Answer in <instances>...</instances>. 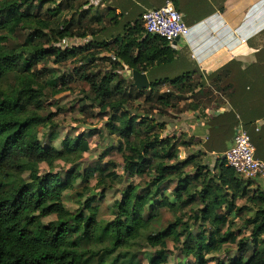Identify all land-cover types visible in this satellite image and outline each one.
<instances>
[{"label": "trees", "instance_id": "trees-1", "mask_svg": "<svg viewBox=\"0 0 264 264\" xmlns=\"http://www.w3.org/2000/svg\"><path fill=\"white\" fill-rule=\"evenodd\" d=\"M75 1L0 0V264H81L85 258L84 264L94 258L106 264L105 258L119 251L126 253L116 261L122 256L130 257L126 264H141L135 260L147 248L155 251L146 254L149 264H168L170 243L185 258L193 259L184 264H211L209 257L227 246H236L237 255L216 264H264V189L222 159L240 124L236 114L213 116L215 129L226 126L229 133L218 150L212 136L206 144L186 141L180 133L163 137L168 113L182 102L190 103L186 111L192 112L221 103L212 99L207 108L202 107L203 98L213 95L211 88L229 93L231 87L223 85L229 79L227 66L212 77L210 88L204 86L200 74L188 72L172 80L151 82L149 90H138L116 70L127 67L130 73L148 74L172 64L177 51L162 37L148 34L140 21L128 24L124 35L112 43L102 38L96 44L92 40L86 46L65 47V40L95 39L99 32L118 27L122 21L113 10L100 14L93 7L82 10L78 17L64 18V11ZM89 5L86 1L85 7ZM84 19H88L86 24ZM25 30L24 40L16 44L14 40ZM91 47L114 53V62L104 60L111 61L113 69L102 74L94 68L95 54H88L76 70L78 79L87 83L94 102L99 103L98 117H109L105 126L109 136L120 141L125 174L141 178L114 203L111 221L98 220L100 200L90 196L103 188V199L108 183L121 180L117 165H80L83 155L90 152L89 139L101 136L100 132L96 129L66 137L58 147L40 139L41 128L54 125L55 114L47 115V99L65 92L73 81L72 76H59L46 65L40 67L42 62L55 58L60 65ZM143 98L152 106L149 110L128 108ZM58 138L53 132L51 141ZM195 145L204 150L193 152ZM214 153L217 159L210 156ZM59 162L73 169L65 175L54 173ZM44 164L51 170L45 175L41 173ZM92 179L97 180L94 187L90 186ZM70 192H75L80 205L76 211L65 205ZM164 210L173 220L158 230ZM53 216L55 221L43 222ZM238 220L244 225L236 229ZM193 225H198V233L193 232ZM245 232L250 233L249 238Z\"/></svg>", "mask_w": 264, "mask_h": 264}, {"label": "crops", "instance_id": "crops-1", "mask_svg": "<svg viewBox=\"0 0 264 264\" xmlns=\"http://www.w3.org/2000/svg\"><path fill=\"white\" fill-rule=\"evenodd\" d=\"M167 1L103 0L102 8L113 10L122 17L121 30L113 29L109 37L119 36L128 24H134L143 14L164 6ZM170 1L183 14L190 34L172 46L177 51L172 64L154 68L147 74L150 82L172 80L195 72L203 77V84L207 87L212 77L224 67L209 75L201 65L224 50L219 59L231 57L225 66L230 72L229 79L223 84L231 89L228 94L218 96L221 103H214L203 114L189 111L191 113L181 115V124L188 121L184 129L180 124H170V131L188 133L203 144L212 136L215 150H218L229 133L226 126L215 129L217 121L213 116L234 112L240 121L234 137L239 128L248 132L256 157L264 162V0ZM200 148L198 150H204L203 146Z\"/></svg>", "mask_w": 264, "mask_h": 264}, {"label": "rangeland", "instance_id": "rangeland-1", "mask_svg": "<svg viewBox=\"0 0 264 264\" xmlns=\"http://www.w3.org/2000/svg\"><path fill=\"white\" fill-rule=\"evenodd\" d=\"M66 2V0H63ZM88 1L90 5L88 7H85V2ZM102 1L103 0H77L75 2H71L72 8L66 9L64 11V18L70 19L72 16L78 17L79 12H82V10H87L93 7L94 12L100 13L104 12V10H107L106 8H102ZM147 13V12H146ZM145 13V14H146ZM94 14L93 12L90 13V16L92 17ZM139 17L136 21H140L144 25V15ZM89 17V18H91ZM88 18V19H89ZM88 19H84L83 24L87 23ZM135 21V22H136ZM121 25V24H120ZM118 27H112L109 30L99 32L95 39L91 38L86 40H78L76 44H73L71 47L75 46H82L87 44L89 41L92 42L95 41L94 44L97 42H100L102 38H105L107 41L111 42L114 38L118 37H109L111 34L110 31L113 29H119L121 30V26ZM97 28V27H96ZM109 28V27H108ZM125 29V28H124ZM27 30L23 31L21 35L18 37L17 40H14L16 44H19L24 39L23 37L26 35L25 33ZM124 35V31L120 34ZM174 45V44H173ZM172 45V46H173ZM86 46V45H85ZM49 46H46L48 48ZM67 47V46H65ZM113 48V47H112ZM95 54L97 60L95 63V67L97 71H100L102 74H105L113 69L112 62L115 61V55L114 53L110 51H105L103 49L97 48V47H91L90 50L85 51L83 53H80L77 59H71L63 64H56L55 58L49 59L47 62H42L40 67L48 66V68H53L58 71L59 76H67L73 77V81L70 82L68 89L63 92L62 94L48 98L47 100V115L52 113L55 114L54 117V125L52 127L45 126L42 127L40 130V139L43 141L44 144L54 145V146H60L63 139L66 137L76 138L80 134H86L89 131L92 130H98L101 134V136L97 135L93 138L89 139L90 142V152L83 155L82 160L80 161V165L82 168H93L98 164H107L109 162H113L117 165V172L121 176V180L108 183L107 191L105 194V197L102 199L101 192L103 188L101 189H95L90 196L96 197V199L100 200L99 203V216L98 220H104V221H111L113 219L112 214V206L114 203L122 198L123 191L131 184V183H140L141 178L135 177L130 178L127 174H125L124 170V164H123V157L122 154L118 151L119 146V139L117 137H111L109 136V133L106 129V124L109 121V117H98L101 109L100 105L97 102H94V95L90 91V87L87 85L85 81L79 80L76 70H78L82 65H84L85 62H83V58L87 56L88 54ZM106 59H111V61H104ZM129 69L127 67H124L123 69H117L119 75H121L124 78H127V80L133 82L132 75L128 71ZM197 79V78H196ZM197 82H200V80L197 79ZM212 82H210L209 85H211ZM213 86V85H212ZM207 88H210V86ZM219 90V88H218ZM210 91L212 92V96L209 98H203V105L202 107L207 108L208 103L210 100L218 99V96L221 95V91H217V89L211 88ZM218 92V93H216ZM148 96V95H147ZM189 96V95H188ZM146 98V97H145ZM145 98L142 100H139L137 102H131L128 106L129 109L133 108H142V110H149L151 105H148L147 103H144ZM218 102L220 101L217 100ZM187 101L182 102L178 105V108H174L171 110L168 115L169 119H166L165 122L167 124V130L163 133V137L166 138L168 136H172L175 134V131H170L169 126L170 124H180V127L184 129V124L188 121H184V124H181L182 116L183 114L191 113L189 111H186V107L189 105ZM205 109L199 110V114H203V111ZM183 111V112H181ZM135 112V111H133ZM197 113V112H196ZM196 118H200L196 115ZM53 132H57L59 135V138L55 141H51V135ZM184 136H186V141L189 140H195L198 141V139H195L194 137H191L188 133H182ZM194 138V139H193ZM194 141V142H195ZM196 143V142H195ZM188 149V148H187ZM194 149V150H193ZM198 149L200 148V145H195L194 148H192L193 152H198ZM185 149H182L181 157H185ZM225 154V153H224ZM215 156L216 159L218 158V155H210ZM212 166H214V160H211ZM71 169H73V166L70 164H65L63 162H59L56 165V168L54 169V173H60L62 175H65L67 172H69ZM51 170L47 165H41V173L43 175L50 173ZM96 176V175H95ZM97 184L96 179H92L90 182V186L94 187ZM79 187L83 188L84 186L81 184V182L78 183ZM80 189V188H78ZM240 204H243L240 202ZM65 205L67 208H69L72 211H76L79 209L80 205L75 201V192H70L66 194L65 197ZM162 217L159 219V223L156 225V228L158 230L165 229L169 223L173 220V216L171 213H169L167 210H164L161 213ZM56 216L46 218L43 220L44 223L48 224L51 221H55ZM236 229L242 228L244 225L243 221H237ZM192 230L194 233L199 232L198 225H193ZM246 238H249L250 233L245 232ZM122 253H126V251H119L110 258H105L106 264H126L127 260L130 257L121 258L116 261ZM155 251L147 248L143 249L141 252V255L135 260V262H140L141 264H149L147 261L146 254H154ZM238 253L236 246H227L222 253L212 255L209 258L212 260L211 264H216L219 260H229L236 256ZM166 255L169 258L168 264H184L187 262H193L192 258H185L180 251H177L174 249L173 244L170 243L169 250L166 251ZM88 258H85L81 264H84L83 262H87ZM100 258H94L90 260L87 264H99Z\"/></svg>", "mask_w": 264, "mask_h": 264}, {"label": "built area", "instance_id": "built-area-1", "mask_svg": "<svg viewBox=\"0 0 264 264\" xmlns=\"http://www.w3.org/2000/svg\"><path fill=\"white\" fill-rule=\"evenodd\" d=\"M145 30L157 35L173 45L177 39L190 34V28L173 1L164 6L148 11L144 15ZM78 40H65L63 46L71 47ZM227 165L245 179L258 181L264 189V162L256 157V150L248 132L243 128L237 130L232 147L224 154Z\"/></svg>", "mask_w": 264, "mask_h": 264}, {"label": "water", "instance_id": "water-1", "mask_svg": "<svg viewBox=\"0 0 264 264\" xmlns=\"http://www.w3.org/2000/svg\"><path fill=\"white\" fill-rule=\"evenodd\" d=\"M179 41H180V39H177L174 42V45H176ZM225 51L226 50H224V52L217 54L216 56L212 57L211 59H208L207 61H205L201 65L202 69H205L209 75H212L215 72H217L218 70L225 67L229 63V61L231 60V57H226L222 60L219 59L221 57V55L223 53H225ZM131 75H132L133 83L138 90H149L150 89L151 82H150L147 74L141 73L139 71H131ZM215 114H217V113H215ZM236 134H237V131H236ZM222 159L225 161L226 156L223 155Z\"/></svg>", "mask_w": 264, "mask_h": 264}]
</instances>
